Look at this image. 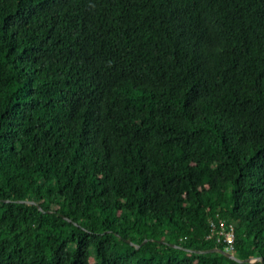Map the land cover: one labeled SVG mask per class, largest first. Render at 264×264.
I'll use <instances>...</instances> for the list:
<instances>
[{
	"label": "trees",
	"instance_id": "1",
	"mask_svg": "<svg viewBox=\"0 0 264 264\" xmlns=\"http://www.w3.org/2000/svg\"><path fill=\"white\" fill-rule=\"evenodd\" d=\"M218 214L264 258V0H0V264H241Z\"/></svg>",
	"mask_w": 264,
	"mask_h": 264
},
{
	"label": "built area",
	"instance_id": "2",
	"mask_svg": "<svg viewBox=\"0 0 264 264\" xmlns=\"http://www.w3.org/2000/svg\"><path fill=\"white\" fill-rule=\"evenodd\" d=\"M208 240L223 245L227 252L235 254L237 243L236 225L229 223L218 214L216 218L210 220Z\"/></svg>",
	"mask_w": 264,
	"mask_h": 264
},
{
	"label": "water",
	"instance_id": "3",
	"mask_svg": "<svg viewBox=\"0 0 264 264\" xmlns=\"http://www.w3.org/2000/svg\"><path fill=\"white\" fill-rule=\"evenodd\" d=\"M18 203H26V204H29V205H34L35 204V202H33V201H19ZM38 208L41 209V207H38ZM137 248H139V247L137 246ZM215 252L222 253L225 256H227L228 258H230V259H232V260H234L236 262H239L241 264H244V263L255 264V263L259 262V261L261 262V264H264V258L263 257L255 258V259H248V260H241L235 254H231V253H229V252H227V251H225V250H223L221 248H215V249L209 250V251H201L199 253H215Z\"/></svg>",
	"mask_w": 264,
	"mask_h": 264
},
{
	"label": "rangeland",
	"instance_id": "4",
	"mask_svg": "<svg viewBox=\"0 0 264 264\" xmlns=\"http://www.w3.org/2000/svg\"><path fill=\"white\" fill-rule=\"evenodd\" d=\"M237 244V243H236ZM223 250H225V248L223 249ZM226 251V250H225Z\"/></svg>",
	"mask_w": 264,
	"mask_h": 264
}]
</instances>
